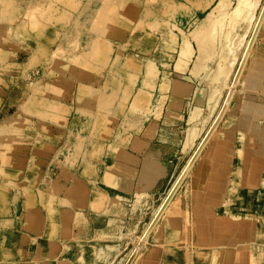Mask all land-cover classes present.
Returning a JSON list of instances; mask_svg holds the SVG:
<instances>
[{
    "label": "rangeland",
    "instance_id": "rangeland-1",
    "mask_svg": "<svg viewBox=\"0 0 264 264\" xmlns=\"http://www.w3.org/2000/svg\"><path fill=\"white\" fill-rule=\"evenodd\" d=\"M224 1L205 0L197 7L186 10L185 15L188 14L193 19L191 31L187 35L189 41L194 43L191 37L195 31V20L203 22L210 18ZM150 2L151 0H0V264H118V261L122 264L124 258L135 248L141 229L148 222L147 218H150L152 210L159 204L190 156L194 142L203 134L207 123L211 122L217 112L220 94L213 100L214 103L209 101L211 103L205 102L200 106L201 114L196 118L192 113L197 106L195 98L185 99L179 110L180 117L177 116L175 123L166 129L171 131V140L166 144H159L156 142L158 140L148 141L145 131L149 125L153 121L158 123L157 127L166 125V114L173 111L179 101L171 94V87L167 86L165 102L159 107H146L147 113L139 129L119 134L120 141L125 139L123 147L131 154L130 158L136 156L141 161L149 147L158 148V166L162 167L164 175L154 185H146L140 192L133 190L130 198L123 199L127 206L133 205L134 209L122 219L125 225L119 235L110 237L115 248L109 252L103 251L101 257L96 258L98 247L93 242L98 235L90 213L99 214L106 222L113 218L112 215L105 214L104 209L109 196H105L104 186L90 185L88 182L87 192L79 197L83 208L75 211V215L71 216L74 219L69 220V226H66L64 220L68 208L59 206L61 202L55 191L56 151L58 144L67 140L73 123L81 125L85 122L86 100L100 95V84L104 81L107 69L118 66L120 52L128 50L127 45L120 43L119 28L128 25L130 30L133 19H152ZM261 2L262 0H227L225 7L228 13L244 12L246 9L251 16L250 22ZM164 6L162 3L161 9ZM159 14L163 16L162 13ZM242 24L243 21H240L235 27L230 26L232 34L239 33L226 47L228 53L229 50L234 53L228 55L230 62L227 59L228 53L219 58L218 62L222 66L229 63V67L232 62L233 66L238 60V51H241L247 35ZM250 24L252 25L251 22L248 23L247 29ZM177 41L178 38L173 39L169 47L171 54L168 56L166 74L169 75L170 83L176 81L190 84L195 89H200L197 90L199 93L204 89L199 87L200 81L207 80L209 72L213 68L216 70V67L208 64L196 75L194 64L198 49L194 43L193 54L187 59L186 67L178 69L181 53L176 54ZM242 82L243 79L241 84ZM221 86L223 85L220 84ZM240 88L241 85L239 90ZM151 110H155L156 115L150 114ZM161 130L156 129L155 133H160ZM141 142H145L146 146L138 150L137 145ZM115 147H111L108 152H112ZM66 149L68 144L64 145L65 152ZM120 154L124 156L122 152ZM121 161L122 164H127L126 158ZM136 192L141 197L138 202L135 201ZM106 226V229H110L109 224ZM110 239H100L97 242L102 240L99 242L102 245L109 241L113 244ZM162 241L163 254L170 260L168 263L178 264L172 258L180 255L172 253L175 250L171 248L166 250L164 239ZM62 252H65L64 256ZM54 253L61 255L59 259L62 263L59 260L52 262ZM111 253L117 255L111 258ZM188 255L191 258L188 252L184 256ZM216 256L219 258L217 252L213 257ZM221 256L225 260L224 254ZM209 258L211 254L208 252H196L193 255V260L199 263H206Z\"/></svg>",
    "mask_w": 264,
    "mask_h": 264
},
{
    "label": "bare ground",
    "instance_id": "bare-ground-1",
    "mask_svg": "<svg viewBox=\"0 0 264 264\" xmlns=\"http://www.w3.org/2000/svg\"><path fill=\"white\" fill-rule=\"evenodd\" d=\"M202 1L205 0H151L150 12L152 19H133V25L130 30L128 25L121 26L118 30V33L121 35L120 43L127 45L128 50L120 52L118 66L116 65L114 68L110 67V69H107L104 81L100 84V95L98 94V97H89L86 100L84 111L86 115L85 122L81 125L77 122L73 123L70 134L65 141L66 143L58 144L54 164L56 170L55 191L60 199L59 202H61L59 206L68 208L64 224L74 219L71 216L75 215L74 213L76 210H81L83 208V202L79 197L87 192L88 182L90 185L100 184L104 186L105 196H109L108 199L106 198L107 201L104 209L107 212H105V214H110L113 218H109L106 222L99 214L90 213L96 225V232H94L98 235H95L96 240L93 242V244L98 247L96 258L101 257L103 251L105 252L106 250L109 252V250L115 248L113 239H110V237L119 235L120 230H123V225H125L122 219L129 215L134 209L133 205L127 206L123 199L130 198L133 190L140 192L143 188L147 187L146 185L154 184L157 177L160 175L157 165V157L160 156L158 148V150H152V152L149 153V160L143 163V168L140 171L133 167L130 162L122 164L121 160L122 158L125 159V157L121 156L120 153H125L123 152L125 150L123 145L126 142L125 139L122 141L119 140V134L121 132H135L134 129L142 122L144 115L147 113L146 107L151 105L153 101L157 102L158 99V102L163 104L164 101L160 95L167 91V86L170 82L169 75L166 74L165 69L168 64L169 53L171 54V49L169 47L173 39L178 38V44L175 49H177L176 54L181 53L180 61L177 63L178 69L186 67L187 59L193 54L192 47L194 43L198 49V55L194 64L196 75H198L203 68L207 67L208 64L216 67V70L211 68L212 72H209V78L207 80L200 81L199 87H203L204 89L198 93V99L196 100L197 106L192 110L193 116H195V118L199 117L201 114L200 106L205 102H213L220 94V98H218L220 99L218 100L219 106L217 107L216 113L213 110L215 113V115L212 113L214 117L212 118V116H210L212 118L211 122L207 123V128L205 131H202L203 134H200L201 136H198L194 142L195 146H193L194 148H192L190 156L163 195L159 204L152 210L148 222L144 224L145 226L141 229V235L139 234L140 237L138 236L139 240L136 242L135 248L127 258H124L122 264H134L146 250H149L150 246H153V248H150L153 250L152 253H164V244L162 241L164 238L162 234L164 235V233H161L160 237L158 233L159 225L162 220L166 219L169 226L177 223L178 212L172 213V209L175 205H179L181 196L187 197V183L189 177L204 148L216 129H218L226 119V115L233 106L234 99L237 97L246 66L255 49L256 42L264 25V0H262L259 8L255 12L253 20L250 21L252 25L250 24L248 29L247 26L248 23H250L249 20L251 16L248 15L249 13L246 12V9H244V12L233 11V13H228L225 7L227 0H225L219 5L217 10L213 12L210 18L205 19L203 22L194 19V25L196 24V26H193L195 31L191 37L194 41L193 43L187 38L189 30L191 31L192 28L193 22L191 21L193 19L190 18V15H185V13L189 7L195 8ZM208 2L209 1H207V3ZM162 3L165 5L163 9H161ZM159 13H162L163 16H160ZM240 21H243L242 25L245 28L244 31H247V35L244 38L243 44L241 41L242 45L241 51H238V54L240 53L238 60L233 66V60H231L232 64L230 65L232 67H227L229 63H227V66H222V64L218 62L219 58L225 53H228L226 47L233 42L232 39L239 33L235 32L236 34H232L231 31L233 30L230 26H234ZM230 53H232V51L230 52L229 50L227 54L229 62ZM232 54L234 55V53ZM222 77L223 79H221ZM173 84H175L172 91L173 96L178 97L181 89H179L177 82ZM220 84L223 86L220 87ZM158 96H160L159 98L161 99H159ZM179 106L181 107V105ZM171 115L174 118H177V116L180 117L179 113L175 112ZM171 135L172 134H169L166 129L162 130L160 135L161 143H168L167 141L171 140ZM65 144H68L66 152L64 151ZM113 146H116L114 150L108 152ZM120 173H122L121 176ZM234 181L236 182L237 180ZM91 193L93 192L91 191ZM134 195L135 201L138 202L141 198L139 197V193L136 192ZM262 196L264 198V195ZM63 204L65 206H63ZM170 213L171 216H169ZM106 224L110 225V229H106ZM66 226H69V224ZM91 235L94 236V233ZM100 239H106V241L110 239L113 244H111L110 241L107 243L104 240V243L106 242L107 244L102 245V243H99L102 242V240L97 242V240ZM153 241H155L154 245L152 244ZM141 242L144 244H141ZM166 250H168V248ZM215 254L216 252H214L213 255ZM217 254L219 255V253ZM116 255L113 253L109 256L114 258ZM178 255L181 256V254ZM60 257L61 255L59 256L54 253L52 262L54 263L55 260L61 262ZM42 260H44V258ZM119 262L121 261H118V264ZM218 262V256L213 258L212 264ZM227 262L228 258L225 259V264H227Z\"/></svg>",
    "mask_w": 264,
    "mask_h": 264
},
{
    "label": "crops",
    "instance_id": "crops-1",
    "mask_svg": "<svg viewBox=\"0 0 264 264\" xmlns=\"http://www.w3.org/2000/svg\"><path fill=\"white\" fill-rule=\"evenodd\" d=\"M173 83L169 82L168 85L172 89L170 90L172 95L175 85ZM177 84L181 89L180 95L176 97L179 101L174 106L175 109L166 114V125L157 128L158 123L153 121L145 131L150 142L158 140L156 142L162 144L160 140L162 130L169 129V126L175 123V118L171 114L175 112L180 115L179 110L185 99L193 97L195 102L198 99V89L183 82ZM167 91L160 95L164 102ZM155 103L159 105L156 106ZM151 105L159 107L162 104L157 99V102L153 101ZM152 115H156V112ZM141 123L134 129L135 132ZM156 129L162 130L155 133ZM167 132L171 134V131ZM144 146L145 142L138 143L137 149L140 150ZM152 150L157 149L149 147L141 161L136 156L131 159V154L126 150L123 152L127 163L130 162L140 171L143 163L149 160L148 156ZM161 168L158 166L160 175L157 179L164 175ZM262 195H264V25L246 66L238 96L226 119L216 129L197 161L187 183V197L181 196L179 205L172 209V213L178 212L179 223L169 226L166 219L159 225L160 237L161 233H164L162 234L164 247L175 250L172 253L181 254L177 258H172L174 263L212 264L213 254L217 252L220 259L218 264H225L222 254L225 255L224 259L228 258L229 264H264ZM152 244L154 245L155 241ZM150 248L153 246H150L134 264H169L164 254L152 253L153 250ZM186 252L191 258L189 255L188 258L184 256ZM196 252H211L212 255L206 263H199L193 260Z\"/></svg>",
    "mask_w": 264,
    "mask_h": 264
}]
</instances>
